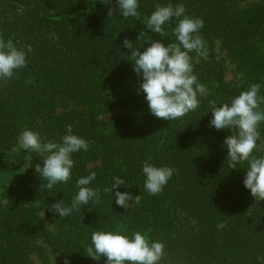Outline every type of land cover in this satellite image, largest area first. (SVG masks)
<instances>
[{
    "label": "trees",
    "instance_id": "16d2710c",
    "mask_svg": "<svg viewBox=\"0 0 264 264\" xmlns=\"http://www.w3.org/2000/svg\"><path fill=\"white\" fill-rule=\"evenodd\" d=\"M169 2L181 0H140V17L124 18L116 0H0V38L33 49L27 67L0 81V199L9 201L0 206V264L48 259L44 245L62 264H107L105 257L85 256L96 230L146 233L165 244L161 264H264V201L244 187L246 164L228 165L223 141L231 133L209 127L213 107L264 84V0H182L188 15L204 20L207 55H190L209 95L197 110L166 121L150 113L123 41L135 42L144 31L147 39L174 42L175 22L163 36L143 24L157 3ZM226 61L236 65L232 81ZM117 109L123 114L106 118ZM26 127L49 140L70 131L87 141V151L73 154L67 184L41 188L35 165L43 158L13 151ZM258 130L264 142V124ZM149 157L176 170L156 195L143 187L142 162ZM92 171L100 203L66 218L48 208L61 200L70 205L76 180ZM114 177L125 181L119 191L141 196L138 205L126 210L104 192Z\"/></svg>",
    "mask_w": 264,
    "mask_h": 264
},
{
    "label": "clouds",
    "instance_id": "9594fccd",
    "mask_svg": "<svg viewBox=\"0 0 264 264\" xmlns=\"http://www.w3.org/2000/svg\"><path fill=\"white\" fill-rule=\"evenodd\" d=\"M103 2L111 4L112 0ZM116 4L119 14L124 18L140 17V0H116ZM114 11L115 9L110 8L108 15L113 16ZM173 22L175 27L172 28V35L175 41L167 45L163 40L147 39L148 35L144 31L140 32L135 42L127 38L123 41V47L131 52L129 61L132 62L133 71L141 79L139 92L144 94L150 113L166 121L182 118L197 110L201 99L209 95L207 85L201 83L194 73L190 55L192 52L202 58L207 55L205 40L200 35L204 20L188 15L182 0L176 4L157 3L155 10L143 20L145 29L161 36L166 35V29ZM141 41L144 43H140ZM145 43L150 44L146 49ZM136 44L140 46L134 47ZM32 51L31 45L17 47L11 39L0 38V81L12 79L18 70L27 67L28 54ZM262 87L264 84L254 83L237 97L227 102L221 101L212 108V118L209 121L210 128L231 133L223 141L228 165L231 169H238V165L246 164V168H243L246 170L244 187L255 200L260 201H264V150H260L261 143L264 142H261L258 130L264 124ZM21 150L37 153L43 158L42 165H35V172L42 181L41 188L52 190L54 186L67 184L72 179L75 167L73 154L87 151L88 143L70 131L59 141H54L26 127L17 137V144L13 149L16 152ZM31 161L27 169L32 167ZM141 171L144 190L156 195L163 191L176 170L170 166L158 167L149 157L142 162ZM96 179L95 171L80 177L76 180L78 191L70 205L66 206L61 200L48 208L61 218H66L90 202L100 203V189L90 187ZM124 185V179L114 177L111 186L104 188V192L114 196L115 204L127 210L138 205L141 196L119 191ZM8 202V199H0V206H6ZM165 255V244L150 240L146 233L136 231L129 236L110 230L93 231L85 254L96 261L105 257L107 264H161ZM65 264H70V261L66 259Z\"/></svg>",
    "mask_w": 264,
    "mask_h": 264
},
{
    "label": "rangeland",
    "instance_id": "374dc122",
    "mask_svg": "<svg viewBox=\"0 0 264 264\" xmlns=\"http://www.w3.org/2000/svg\"><path fill=\"white\" fill-rule=\"evenodd\" d=\"M217 51H218L219 57L224 59L225 58V52L220 50V43H218V42H217ZM226 66H227L226 79L228 81H232L236 77V69H235L236 65L235 64H231L230 61H226ZM122 114H123V110L117 109V110L113 111L110 115L106 116V118L109 119V118H112V117L120 116ZM31 159H32V162H33L34 161V157L30 156V160ZM28 161H29V159H28ZM244 178H243V181H244ZM46 222H47L48 225H50V223H51L50 220H46ZM44 247L46 249V253H47L48 259H43L40 256L36 255V256L32 257L33 264H62V261L60 260V258L57 257L51 251V248L48 245H44Z\"/></svg>",
    "mask_w": 264,
    "mask_h": 264
}]
</instances>
